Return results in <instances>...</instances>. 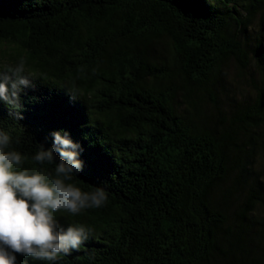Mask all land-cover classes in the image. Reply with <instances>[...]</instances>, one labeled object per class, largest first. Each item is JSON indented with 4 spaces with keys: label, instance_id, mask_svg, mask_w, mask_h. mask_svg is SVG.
<instances>
[{
    "label": "trees",
    "instance_id": "16d2710c",
    "mask_svg": "<svg viewBox=\"0 0 264 264\" xmlns=\"http://www.w3.org/2000/svg\"><path fill=\"white\" fill-rule=\"evenodd\" d=\"M20 58L0 130L29 157L67 132L109 196L57 213L90 235L56 264H264V0H0V70ZM230 63L258 77L224 112Z\"/></svg>",
    "mask_w": 264,
    "mask_h": 264
},
{
    "label": "clouds",
    "instance_id": "9594fccd",
    "mask_svg": "<svg viewBox=\"0 0 264 264\" xmlns=\"http://www.w3.org/2000/svg\"><path fill=\"white\" fill-rule=\"evenodd\" d=\"M26 71L24 58L0 70V99L12 107L19 108L21 85L30 83L28 76L32 75H25ZM53 136V148L40 145L29 157L15 150L12 137L0 130V264H17V253L56 264L62 255L78 250L90 235L82 224L62 228L57 213L63 210L78 216L103 207L109 199L102 186L84 191L72 182L83 168L78 158L80 145L67 132H54ZM55 152H59L58 163ZM29 160L33 167L25 166Z\"/></svg>",
    "mask_w": 264,
    "mask_h": 264
},
{
    "label": "rangeland",
    "instance_id": "374dc122",
    "mask_svg": "<svg viewBox=\"0 0 264 264\" xmlns=\"http://www.w3.org/2000/svg\"><path fill=\"white\" fill-rule=\"evenodd\" d=\"M238 66L234 63H230L226 68L225 74V85L227 86L228 92L225 93L221 90H217L216 93L208 96L209 101L214 99L216 96L220 102V108L224 112H229L230 106L235 103H242L243 99L248 96L251 92V82L253 79H257V70L255 68H250L245 72L244 75L237 68ZM260 216L264 217V209L259 208Z\"/></svg>",
    "mask_w": 264,
    "mask_h": 264
}]
</instances>
